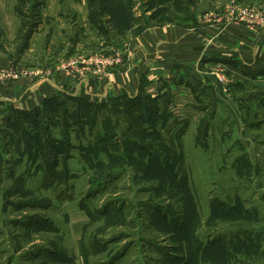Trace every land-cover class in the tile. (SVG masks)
<instances>
[{
  "label": "rangeland",
  "instance_id": "374dc122",
  "mask_svg": "<svg viewBox=\"0 0 264 264\" xmlns=\"http://www.w3.org/2000/svg\"><path fill=\"white\" fill-rule=\"evenodd\" d=\"M233 1L0 0V61L19 79L115 73L147 27L224 17ZM252 81L230 80L219 99L168 79L104 103L5 104L0 264H264V109L237 102L264 100V79ZM52 167L64 171L54 184Z\"/></svg>",
  "mask_w": 264,
  "mask_h": 264
},
{
  "label": "crops",
  "instance_id": "0c3cea01",
  "mask_svg": "<svg viewBox=\"0 0 264 264\" xmlns=\"http://www.w3.org/2000/svg\"><path fill=\"white\" fill-rule=\"evenodd\" d=\"M260 8L257 11H264ZM207 15L206 20L194 23L147 27L130 40V56L115 73L92 75L56 66L44 79L30 75L2 82L0 108L10 104L15 109L31 110L63 94L104 103L112 98L136 97L143 91L151 93L168 79L201 85L219 99V95H230V80L240 84L249 77L254 83L261 82L264 74L251 77L246 69L264 64V20L249 23L215 12ZM248 96L236 101L251 105V110L264 109V100Z\"/></svg>",
  "mask_w": 264,
  "mask_h": 264
},
{
  "label": "built area",
  "instance_id": "2783aa9c",
  "mask_svg": "<svg viewBox=\"0 0 264 264\" xmlns=\"http://www.w3.org/2000/svg\"><path fill=\"white\" fill-rule=\"evenodd\" d=\"M229 19L234 20H243L248 22H255L259 20H264V11H257L249 7H242V5L234 0L230 9L228 10ZM119 55L116 57H100L97 60V63H112L120 61ZM101 72V70H99ZM22 75H24V71L16 70L11 62L0 63V83L5 82L9 79H19ZM223 80V79H221Z\"/></svg>",
  "mask_w": 264,
  "mask_h": 264
},
{
  "label": "trees",
  "instance_id": "16d2710c",
  "mask_svg": "<svg viewBox=\"0 0 264 264\" xmlns=\"http://www.w3.org/2000/svg\"><path fill=\"white\" fill-rule=\"evenodd\" d=\"M33 32V30H31ZM30 38V37H29ZM259 66H264L263 64L262 65H259ZM246 72L251 76V77H256L258 76L259 74H264V68H259L258 66L253 68L252 70H249V68L246 69ZM127 97V96H125ZM80 98V97H79ZM52 99V98H51ZM80 99H83V98H80ZM50 99L46 100L44 103H47ZM85 100V99H84ZM43 103V104H44ZM92 104H95L93 102H90ZM35 109V108H34ZM20 110V109H19ZM33 110V109H31ZM30 110V111H31ZM22 111H29V110H22ZM64 178V171L62 169H57L56 167H52L50 169V171H48V173H46L45 175V179L48 183L50 184H54L57 180H61ZM73 193H67L66 191H61L59 192L58 194V200L60 201H70V200H73L74 197H73Z\"/></svg>",
  "mask_w": 264,
  "mask_h": 264
}]
</instances>
